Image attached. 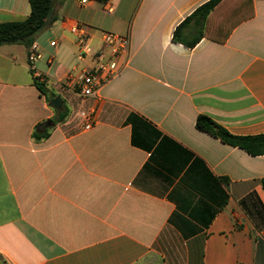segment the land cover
<instances>
[{
  "label": "crops",
  "instance_id": "obj_1",
  "mask_svg": "<svg viewBox=\"0 0 264 264\" xmlns=\"http://www.w3.org/2000/svg\"><path fill=\"white\" fill-rule=\"evenodd\" d=\"M208 1L52 0L33 43L46 95L28 50L0 47V264H264V155L195 127L205 116L264 136V0H227L211 38L174 42ZM29 13L27 0H0V23ZM72 24L95 48L103 32L129 39L128 65L97 99L66 84L91 65L76 59ZM180 34L190 41L194 22ZM81 110L95 112L89 131Z\"/></svg>",
  "mask_w": 264,
  "mask_h": 264
},
{
  "label": "trees",
  "instance_id": "obj_2",
  "mask_svg": "<svg viewBox=\"0 0 264 264\" xmlns=\"http://www.w3.org/2000/svg\"><path fill=\"white\" fill-rule=\"evenodd\" d=\"M30 13L22 21L0 23V47L8 45H19L29 50L38 35L46 27V20L49 17L52 0H27ZM105 2L107 0H95ZM227 0H210L197 8L188 18H186L174 31L172 40L181 43L186 47H193L202 38H211L209 32V22L213 11ZM250 16V15H249ZM191 22L195 24V34L190 41L181 38L180 31ZM225 37V36H224ZM36 88L46 95V88L42 83L34 81ZM53 97H48V102ZM67 117V112L55 110L54 117L50 123H62ZM195 127L206 132L222 143L232 147H237L245 151L250 156L264 155V136L257 137H236L228 133L225 129L215 124L205 116H198ZM32 137L40 140L46 137V133L39 134L33 132Z\"/></svg>",
  "mask_w": 264,
  "mask_h": 264
},
{
  "label": "built area",
  "instance_id": "obj_3",
  "mask_svg": "<svg viewBox=\"0 0 264 264\" xmlns=\"http://www.w3.org/2000/svg\"><path fill=\"white\" fill-rule=\"evenodd\" d=\"M94 1L76 0L80 7H87ZM105 12L110 14L111 9L108 8ZM69 32L75 40L76 59L80 63L89 61L91 65L72 68L66 77V84L71 86L82 100L97 99L101 89L116 79L128 65L129 39L125 36L103 32L95 48L82 26L72 24L69 26ZM50 45L55 47L56 43L51 42ZM39 59L40 55L36 52V46L32 44L28 50L29 70L34 81L43 83L44 76L35 68V63ZM78 118L82 122V131H89L96 123L94 111L81 110Z\"/></svg>",
  "mask_w": 264,
  "mask_h": 264
},
{
  "label": "water",
  "instance_id": "obj_4",
  "mask_svg": "<svg viewBox=\"0 0 264 264\" xmlns=\"http://www.w3.org/2000/svg\"><path fill=\"white\" fill-rule=\"evenodd\" d=\"M49 107L55 109V110H59L61 108L62 105V101L59 97L54 98L51 102H49ZM45 124H42L40 127H44Z\"/></svg>",
  "mask_w": 264,
  "mask_h": 264
},
{
  "label": "rangeland",
  "instance_id": "obj_5",
  "mask_svg": "<svg viewBox=\"0 0 264 264\" xmlns=\"http://www.w3.org/2000/svg\"><path fill=\"white\" fill-rule=\"evenodd\" d=\"M39 37H41V36H39Z\"/></svg>",
  "mask_w": 264,
  "mask_h": 264
}]
</instances>
